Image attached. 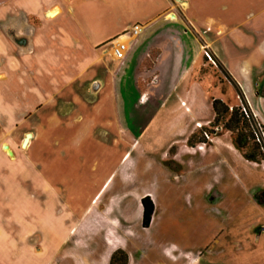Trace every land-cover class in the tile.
Masks as SVG:
<instances>
[{"label": "crops", "instance_id": "0c3cea01", "mask_svg": "<svg viewBox=\"0 0 264 264\" xmlns=\"http://www.w3.org/2000/svg\"><path fill=\"white\" fill-rule=\"evenodd\" d=\"M260 2L0 0V264L56 258L74 226L63 222L83 217L158 111L175 98L201 106L192 77L203 46L264 128ZM135 25L141 33L116 60L109 43ZM179 56L189 62L170 87Z\"/></svg>", "mask_w": 264, "mask_h": 264}, {"label": "rangeland", "instance_id": "374dc122", "mask_svg": "<svg viewBox=\"0 0 264 264\" xmlns=\"http://www.w3.org/2000/svg\"><path fill=\"white\" fill-rule=\"evenodd\" d=\"M259 3L249 0L253 6ZM179 35L184 38L181 30ZM205 51L213 58L203 46L205 67L192 77L199 82L196 99L201 106L191 110L175 98L179 104L158 111V121L98 196L95 193L83 217L63 222L73 229L48 264H108L116 250L127 254L128 264H264V206L255 199L264 190V161L244 160L233 146L234 135L209 126L214 118L210 100L217 98L229 109L247 108L260 125L256 133L261 138L263 127L215 60L213 65L205 60ZM188 62L177 57L171 75L160 80L171 87L180 81ZM185 78L182 87L191 79ZM185 112L188 121L182 119ZM197 113L202 120H196ZM201 127L213 132L203 143ZM96 188L91 184L87 194ZM145 197L154 206L147 229L141 225L140 201Z\"/></svg>", "mask_w": 264, "mask_h": 264}, {"label": "trees", "instance_id": "16d2710c", "mask_svg": "<svg viewBox=\"0 0 264 264\" xmlns=\"http://www.w3.org/2000/svg\"><path fill=\"white\" fill-rule=\"evenodd\" d=\"M238 96L241 97V94L238 93ZM211 107L214 118L209 126L211 128L220 127L221 129L234 135L232 139L233 146L238 152H240L244 160L250 163H259L260 161H264V155H262L264 143L260 138L259 142L257 141L258 135L256 133V129L259 124L252 119L249 110L247 108L240 109L238 107L229 109L228 106L217 99L212 100ZM261 129L264 131V128ZM199 134V138L203 143V140H207L208 136L212 135L213 132L212 130H208V128L201 127L199 128ZM193 137L194 135H192V137L188 140V144H190V141H193ZM194 144L196 145L197 142ZM260 194L261 197L255 196V199L258 204L264 206V190ZM140 203L142 206L141 225L144 229H147L154 212V206L149 197L143 198ZM108 264H128V256L122 250H116L111 254Z\"/></svg>", "mask_w": 264, "mask_h": 264}, {"label": "built area", "instance_id": "2783aa9c", "mask_svg": "<svg viewBox=\"0 0 264 264\" xmlns=\"http://www.w3.org/2000/svg\"><path fill=\"white\" fill-rule=\"evenodd\" d=\"M142 27L139 25H135L131 28V30L129 32H127L126 34H124L123 36L114 39L110 42L109 44V48L113 54V56L115 57V59L117 60H123L125 58V53L127 51V42L131 41L133 38H136L140 33H141ZM205 60H207L209 63H211L212 65L214 64L213 59L211 57V55L205 51L203 53ZM244 108V107H243ZM245 111V109H244ZM259 127V125L257 126ZM258 138V142H259V138L263 141L264 137L261 138V136H257Z\"/></svg>", "mask_w": 264, "mask_h": 264}, {"label": "water", "instance_id": "95a60500", "mask_svg": "<svg viewBox=\"0 0 264 264\" xmlns=\"http://www.w3.org/2000/svg\"><path fill=\"white\" fill-rule=\"evenodd\" d=\"M29 138H30V135H27L26 138H25V140H24L23 143H22V147H23V148H25V146H26L27 141H28ZM5 149H6V147H5Z\"/></svg>", "mask_w": 264, "mask_h": 264}]
</instances>
